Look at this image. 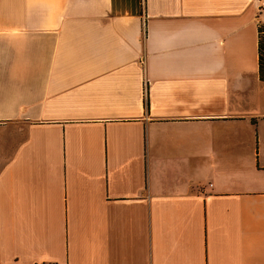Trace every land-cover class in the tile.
I'll return each instance as SVG.
<instances>
[{"label":"crops","instance_id":"1","mask_svg":"<svg viewBox=\"0 0 264 264\" xmlns=\"http://www.w3.org/2000/svg\"><path fill=\"white\" fill-rule=\"evenodd\" d=\"M264 0H0V264H264Z\"/></svg>","mask_w":264,"mask_h":264},{"label":"trees","instance_id":"2","mask_svg":"<svg viewBox=\"0 0 264 264\" xmlns=\"http://www.w3.org/2000/svg\"><path fill=\"white\" fill-rule=\"evenodd\" d=\"M258 64H259L260 79L264 81V31L263 30H259Z\"/></svg>","mask_w":264,"mask_h":264},{"label":"rangeland","instance_id":"3","mask_svg":"<svg viewBox=\"0 0 264 264\" xmlns=\"http://www.w3.org/2000/svg\"><path fill=\"white\" fill-rule=\"evenodd\" d=\"M259 30L264 31V21L262 23H259Z\"/></svg>","mask_w":264,"mask_h":264}]
</instances>
